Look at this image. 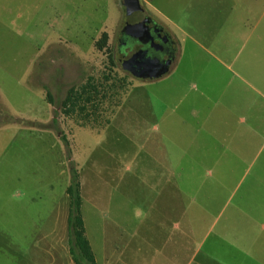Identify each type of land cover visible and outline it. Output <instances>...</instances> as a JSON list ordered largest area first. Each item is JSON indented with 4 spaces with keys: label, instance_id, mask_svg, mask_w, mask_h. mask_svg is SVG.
I'll use <instances>...</instances> for the list:
<instances>
[{
    "label": "rangeland",
    "instance_id": "rangeland-1",
    "mask_svg": "<svg viewBox=\"0 0 264 264\" xmlns=\"http://www.w3.org/2000/svg\"><path fill=\"white\" fill-rule=\"evenodd\" d=\"M123 2L0 0V264L63 263H55L46 244L54 231L69 237L66 189L72 165L92 180L85 189L88 206L98 199L112 209L104 224L87 214L93 233L103 225L118 234L119 253L136 263L151 258L160 243L152 235L159 232L156 218L163 207L143 206L148 192L135 188L130 177L152 152L159 131L174 136L163 142L168 165L198 171L183 176L184 216L178 226L184 247L198 249L202 263L264 264V147L257 159L262 144L252 134L256 106L264 102L255 78L220 65L213 55L220 56L216 46H206L212 55L192 63V24L199 10L215 9L213 0H139L183 49L165 76L139 79L117 58L121 31L133 13ZM104 32L107 46L99 50L96 42ZM251 46H237V57L246 56ZM195 66L199 77H177ZM180 80L198 96V110H187L186 104L175 108L178 100L172 96L168 122L143 116V103L155 100L151 93L174 90ZM71 87L94 93L65 114L62 103ZM243 130L247 141L238 137ZM192 134L198 142H189ZM112 168L118 181L114 175L112 184L98 187L95 179ZM173 228L168 224V231ZM197 262L193 254L182 255L178 264Z\"/></svg>",
    "mask_w": 264,
    "mask_h": 264
},
{
    "label": "crops",
    "instance_id": "crops-1",
    "mask_svg": "<svg viewBox=\"0 0 264 264\" xmlns=\"http://www.w3.org/2000/svg\"><path fill=\"white\" fill-rule=\"evenodd\" d=\"M212 5L215 8L214 10H199L196 21L192 24L191 43L196 52L194 58H191L192 63L199 64L204 55H212L206 46H216L219 49L220 56L213 53L216 56L215 60L223 67L228 69L234 67L242 74L254 77L258 88L256 89L257 94L259 95V99L264 102V0H213ZM221 8L224 10H221ZM251 42V49L247 52L246 56L238 58L235 48L239 46L240 50H242L249 43L251 44ZM176 49L177 53L174 63L180 54L183 53L180 44H178ZM193 70L186 73H177V77L183 80L199 77L196 72L197 66L193 67ZM177 84L178 86L174 90L165 91L160 88L159 94L156 91L151 93V95H154L155 100L151 102L149 99L143 103V109H141L144 114L143 116L154 119L158 117L161 121L167 120L165 122H168L167 112L172 96H177L176 102L178 100V105H175V108H183L186 104L187 110H198V96L192 95L190 89L185 87L186 84L181 80L179 83L177 81ZM202 95L205 94L202 92ZM209 100L208 103H210ZM136 104L139 105V103L134 104L135 109L139 111ZM123 106L124 104H121L118 107L114 118L123 109ZM256 112V128L252 134L255 137V141L262 144L257 155V159H259L264 147V104L256 106ZM112 121L109 124L110 126H112ZM158 133V136L151 142L153 144L151 148L152 152H147V158L141 162V166L131 171L130 177V182L133 183L135 188H141L148 192L149 198L146 199V202L145 200L143 201V206L149 208V210L158 206L163 207V215L161 214L156 218L159 222V232L157 235L156 233L152 235L156 238L159 236L160 243L154 248L153 253H151L152 257H149V259L144 258V262L137 260L138 263H136V259L131 258L129 254L124 255L123 253H119L120 249L116 241L118 239L117 233L114 232L113 236V232L110 233L105 230L103 225H99V230L97 227L94 234L93 230L88 227L87 214L90 220L91 216L94 217L95 224H104L107 221L105 219L112 213V209L109 203L106 204L104 200L98 201V199L95 201L89 200L88 206L85 189L86 187L87 189L90 187L92 180L88 176L89 174L84 177L82 169L80 171L83 198L82 215L86 235L97 264H120L123 257L124 262L122 264H178L179 256H190L192 254L197 258V264H216L213 262H200L198 249L194 251L191 247L185 248L183 245L184 233L178 226V222H182L184 216L183 176L198 174V171L193 167L188 169L176 163L169 166L168 155L164 151L163 142L167 141V139L169 140V137L173 138L174 136L168 137L163 131H159ZM212 133L214 136L215 131ZM248 136L249 133L244 130L241 131L240 136L238 135L241 141H247ZM210 137L209 135L208 141L211 142ZM197 138V134H192L189 142L196 143L198 142ZM129 169L131 170V168ZM116 171V169L112 168L110 172L102 173L103 176L98 175V178L95 177V183L98 180V187L100 184L103 187L112 184L114 182V175L116 178L119 176V174H116ZM107 173H110L112 176L107 175ZM116 181H118V178ZM121 182L122 179H120ZM114 217L117 218L113 219L114 221H120L117 215ZM121 221L128 222V219L121 217ZM168 224H174L173 231H168ZM48 237H51L52 241L46 245L49 251L53 253L55 263L63 262L61 264H64V260L68 259L74 264L69 251V237L60 230L54 231Z\"/></svg>",
    "mask_w": 264,
    "mask_h": 264
},
{
    "label": "water",
    "instance_id": "water-1",
    "mask_svg": "<svg viewBox=\"0 0 264 264\" xmlns=\"http://www.w3.org/2000/svg\"><path fill=\"white\" fill-rule=\"evenodd\" d=\"M133 13L121 31L118 60L142 80H156L170 72L177 49L169 34L148 16L139 0H124Z\"/></svg>",
    "mask_w": 264,
    "mask_h": 264
},
{
    "label": "trees",
    "instance_id": "trees-1",
    "mask_svg": "<svg viewBox=\"0 0 264 264\" xmlns=\"http://www.w3.org/2000/svg\"><path fill=\"white\" fill-rule=\"evenodd\" d=\"M107 42L108 34L104 32L101 38L96 42V46L99 50H103L106 48ZM111 60L113 61V56ZM91 88L94 92L96 91L94 86H91ZM93 90L89 91L87 87H83L81 90L71 87L62 103L65 114L75 112L79 107V103L84 99V96H92L94 93ZM47 97L49 103H51L52 97L49 93L47 94ZM84 101L89 103L91 99L86 98ZM84 106L81 110H85ZM66 194L70 200L67 227L69 234V251L73 262L74 264H97L89 239L86 235V228L82 215L83 198L81 192L80 172L76 166L73 165L70 167V183L66 189Z\"/></svg>",
    "mask_w": 264,
    "mask_h": 264
},
{
    "label": "flooded vegetation",
    "instance_id": "flooded-vegetation-1",
    "mask_svg": "<svg viewBox=\"0 0 264 264\" xmlns=\"http://www.w3.org/2000/svg\"><path fill=\"white\" fill-rule=\"evenodd\" d=\"M133 10V9H132ZM171 39V38H170Z\"/></svg>",
    "mask_w": 264,
    "mask_h": 264
}]
</instances>
